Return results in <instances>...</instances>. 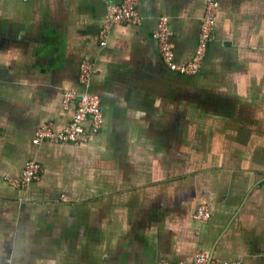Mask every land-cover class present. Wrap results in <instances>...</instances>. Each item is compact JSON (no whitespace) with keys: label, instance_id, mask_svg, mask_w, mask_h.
Instances as JSON below:
<instances>
[{"label":"crops","instance_id":"obj_1","mask_svg":"<svg viewBox=\"0 0 264 264\" xmlns=\"http://www.w3.org/2000/svg\"><path fill=\"white\" fill-rule=\"evenodd\" d=\"M218 3L200 71L184 76L153 32L166 18L187 64L205 0H139V23L114 25L103 48L102 0H0V264H191L198 251L264 264V0ZM85 58L101 129L33 145L39 125L69 122L62 94L84 91ZM30 159L38 178L10 185Z\"/></svg>","mask_w":264,"mask_h":264},{"label":"built area","instance_id":"obj_2","mask_svg":"<svg viewBox=\"0 0 264 264\" xmlns=\"http://www.w3.org/2000/svg\"><path fill=\"white\" fill-rule=\"evenodd\" d=\"M102 1L106 4V20L98 33V45L100 48L106 45L110 29L114 25L139 23L137 14L139 0H123L120 4L107 3L106 0ZM218 7V0H205V10L200 20L196 47L190 62L183 66L177 65L175 62L167 19L161 17L158 20L156 30L153 32V40L157 44L160 59H162L169 70L184 76H195L199 73L208 47L214 38L213 34ZM93 67L94 63L90 58H85L80 64L78 79L79 83L84 87L83 92L79 93L74 89L63 91V106L66 109H72V116L69 122L59 130L54 128L52 122H45L39 125L31 138L33 145H39L43 142H65L81 145L87 143L93 135L98 133L103 123L100 99L97 94L88 90ZM40 172L41 164L34 159H30L25 161L20 172L16 176L8 178L7 182L16 188H24L33 180H36ZM209 218L210 213L206 205H199L192 214V219L200 223L208 221ZM191 264L240 263H220L211 259L207 254L198 251L195 252Z\"/></svg>","mask_w":264,"mask_h":264}]
</instances>
